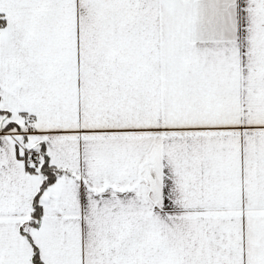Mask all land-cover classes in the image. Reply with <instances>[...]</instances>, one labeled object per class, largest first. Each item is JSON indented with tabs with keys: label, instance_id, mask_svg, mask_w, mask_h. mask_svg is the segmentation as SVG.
<instances>
[{
	"label": "snow or ice",
	"instance_id": "6c2138e0",
	"mask_svg": "<svg viewBox=\"0 0 264 264\" xmlns=\"http://www.w3.org/2000/svg\"><path fill=\"white\" fill-rule=\"evenodd\" d=\"M0 264H264V0H0Z\"/></svg>",
	"mask_w": 264,
	"mask_h": 264
}]
</instances>
